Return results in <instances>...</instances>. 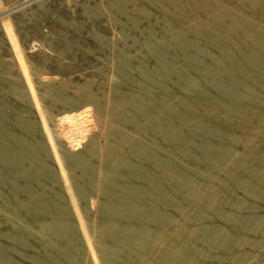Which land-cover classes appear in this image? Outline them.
<instances>
[{
  "label": "rangeland",
  "instance_id": "1",
  "mask_svg": "<svg viewBox=\"0 0 264 264\" xmlns=\"http://www.w3.org/2000/svg\"><path fill=\"white\" fill-rule=\"evenodd\" d=\"M0 264H264V0H0Z\"/></svg>",
  "mask_w": 264,
  "mask_h": 264
},
{
  "label": "bare ground",
  "instance_id": "2",
  "mask_svg": "<svg viewBox=\"0 0 264 264\" xmlns=\"http://www.w3.org/2000/svg\"><path fill=\"white\" fill-rule=\"evenodd\" d=\"M32 87V86H31ZM33 88V87H32Z\"/></svg>",
  "mask_w": 264,
  "mask_h": 264
}]
</instances>
